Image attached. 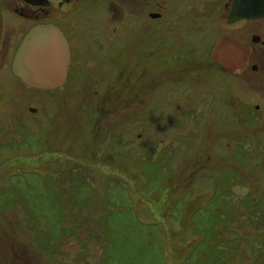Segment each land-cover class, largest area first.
<instances>
[{"label": "rangeland", "instance_id": "1", "mask_svg": "<svg viewBox=\"0 0 264 264\" xmlns=\"http://www.w3.org/2000/svg\"><path fill=\"white\" fill-rule=\"evenodd\" d=\"M102 11L79 22L97 58L80 42V69L49 90L14 76L21 25L7 18L0 264H264V66L212 63L202 40L229 31L213 15L185 38L195 68L172 72L185 45Z\"/></svg>", "mask_w": 264, "mask_h": 264}, {"label": "flooded vegetation", "instance_id": "2", "mask_svg": "<svg viewBox=\"0 0 264 264\" xmlns=\"http://www.w3.org/2000/svg\"><path fill=\"white\" fill-rule=\"evenodd\" d=\"M232 7L233 0H0V44L5 36L8 17L17 20L19 25H21L13 32L14 34H12L15 42H17L14 54L24 36L33 26L37 24H55L62 30L70 46L71 58L65 81L66 83L72 70L75 68L80 69V57L77 55L78 52L83 51L81 50L82 46H79L80 42L86 43L85 51H88L89 53L87 54L95 58H97V54L102 50V45H99L100 35L93 32L83 33V28H80L81 23L79 22L82 21L83 18H88V14H90L91 11L99 14L104 10L106 12L109 11V15L107 16L114 23L126 20L125 25L127 32L133 27H140L138 32H142L145 38L147 35L152 36L160 43H164L165 38H171L173 42L175 41L177 43L174 44L175 46L185 45L181 49H175L174 53L176 57L179 56V53V57H181L182 60H176L174 64L168 68V70L172 72L185 71L195 68L193 61L188 59L185 60V57H182L186 53H189L186 51L189 48H186L187 44L185 38L189 37L188 33L195 32L197 29L198 31L205 30L204 26L209 25L214 15L215 20H224L225 25L229 27V31L222 33L219 31L213 37L209 35L210 39H208V41L202 40V43L207 46L212 42V45L210 44L205 51L203 49V52L207 51L212 63L219 65L222 70L231 75L235 73H244L249 68L252 72H256L264 66L259 65L261 58H264V49H260L264 46V16L249 19L239 17L229 21V13ZM197 18L199 24H195ZM24 20L28 22H24ZM244 22H253L250 26L254 27L246 31V37L242 38L236 35V33L243 30ZM202 24L204 26H202ZM234 30L235 33L233 32ZM205 35L206 33L203 34L202 37ZM225 36L233 37L238 41L248 44L250 47V54L246 66L237 72H230L223 69V67L212 58L215 44ZM199 37L201 38V36ZM142 43H144V41H142ZM141 47L143 46L141 45ZM190 50L192 51V49H189V51ZM100 54H102V52ZM209 63L211 64L210 61ZM14 76L21 81L18 76L15 74ZM24 86L36 89L26 84H24ZM18 109H16V111H18ZM28 110L32 114L37 112V108L32 105L28 106ZM32 114L30 115L32 116ZM44 120L45 119L42 121ZM34 130H37V128ZM93 139H99V134L97 133ZM93 142H95L93 145V150H95L94 146L98 141Z\"/></svg>", "mask_w": 264, "mask_h": 264}, {"label": "water", "instance_id": "3", "mask_svg": "<svg viewBox=\"0 0 264 264\" xmlns=\"http://www.w3.org/2000/svg\"><path fill=\"white\" fill-rule=\"evenodd\" d=\"M260 16H264V0H233L229 21ZM249 54L248 44L225 36L215 44L212 58L223 69L237 72L246 66ZM70 58L69 42L62 30L52 23L37 24L20 42L11 69L30 87L55 89L66 81Z\"/></svg>", "mask_w": 264, "mask_h": 264}]
</instances>
